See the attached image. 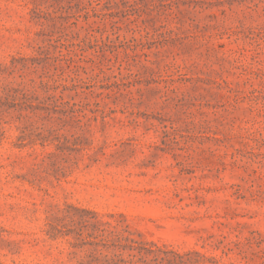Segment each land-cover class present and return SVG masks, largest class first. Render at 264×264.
Here are the masks:
<instances>
[{
	"label": "rangeland",
	"instance_id": "rangeland-1",
	"mask_svg": "<svg viewBox=\"0 0 264 264\" xmlns=\"http://www.w3.org/2000/svg\"><path fill=\"white\" fill-rule=\"evenodd\" d=\"M112 260L264 264V0H0V264Z\"/></svg>",
	"mask_w": 264,
	"mask_h": 264
},
{
	"label": "trees",
	"instance_id": "trees-1",
	"mask_svg": "<svg viewBox=\"0 0 264 264\" xmlns=\"http://www.w3.org/2000/svg\"><path fill=\"white\" fill-rule=\"evenodd\" d=\"M9 91V90H13L14 92H18V90L16 88H13V87H7V85L3 86L2 88V91L5 92V91ZM110 264H118V261L117 260H112V262Z\"/></svg>",
	"mask_w": 264,
	"mask_h": 264
}]
</instances>
